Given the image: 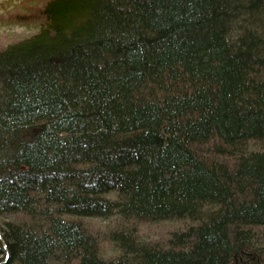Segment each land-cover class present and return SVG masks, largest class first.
Returning <instances> with one entry per match:
<instances>
[{
	"label": "trees",
	"instance_id": "obj_1",
	"mask_svg": "<svg viewBox=\"0 0 264 264\" xmlns=\"http://www.w3.org/2000/svg\"><path fill=\"white\" fill-rule=\"evenodd\" d=\"M30 20L0 48V264H264V0Z\"/></svg>",
	"mask_w": 264,
	"mask_h": 264
},
{
	"label": "rangeland",
	"instance_id": "obj_2",
	"mask_svg": "<svg viewBox=\"0 0 264 264\" xmlns=\"http://www.w3.org/2000/svg\"><path fill=\"white\" fill-rule=\"evenodd\" d=\"M47 0H0V48L9 43L16 42L35 33L37 26L30 20V16H36L37 11ZM146 233H153L152 229L144 225ZM153 236H158L155 232ZM113 254L106 249L105 256Z\"/></svg>",
	"mask_w": 264,
	"mask_h": 264
}]
</instances>
